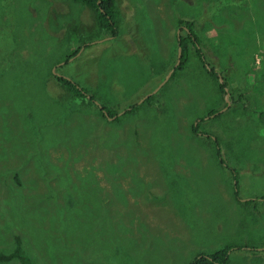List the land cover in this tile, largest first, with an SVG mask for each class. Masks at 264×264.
<instances>
[{
  "label": "rangeland",
  "instance_id": "obj_1",
  "mask_svg": "<svg viewBox=\"0 0 264 264\" xmlns=\"http://www.w3.org/2000/svg\"><path fill=\"white\" fill-rule=\"evenodd\" d=\"M215 1L180 0L192 5L184 7L178 0H117L120 36L78 53L74 77L90 80L92 89L98 88L99 78L107 80L111 88L120 85L126 96L137 88L121 101L134 102L153 86L149 65L166 64L176 50L174 12L206 15L213 28L218 25L211 5ZM260 7L264 8V0L240 13L241 30L235 35L232 27H226L209 42L214 44L209 51L221 59V66L233 62L226 70L216 66V71L242 81L238 94L247 97L242 114L237 102L202 127L213 138L219 137L223 166L215 156V142L191 138L189 121L222 104L211 80L194 67L182 84L171 87V83L157 95L162 105L156 103L154 108L162 111L142 112L140 122H125L123 136L114 140V144L129 141L136 125L142 147L165 142L176 152L163 158L150 152L138 156L142 166L114 179L112 185L99 172L100 186L93 184L94 173H62L65 164L55 162L58 154L53 149L50 162L60 170L40 166L24 138V122L30 120L35 127L42 122L37 127L41 150L46 141L63 139L61 130L72 117L61 114L60 124H49L60 111L50 98L62 94L50 69L76 49L78 36L93 34L94 15L70 0H0V253L11 252L17 236L35 264H189L197 254L223 247H232L227 264H264V68L251 67L255 56L264 61ZM74 21L80 35L68 42L66 24L74 26ZM205 57L208 60L206 53ZM75 123L86 131L106 133L95 119ZM82 140L92 143L89 135ZM95 157L83 159L73 169L80 172L89 163L97 165ZM75 179L80 189L72 187ZM162 182L164 186L157 188ZM18 189L21 203L12 197ZM144 195L146 203L139 199ZM68 200L73 204L68 205Z\"/></svg>",
  "mask_w": 264,
  "mask_h": 264
},
{
  "label": "trees",
  "instance_id": "obj_2",
  "mask_svg": "<svg viewBox=\"0 0 264 264\" xmlns=\"http://www.w3.org/2000/svg\"><path fill=\"white\" fill-rule=\"evenodd\" d=\"M74 3H78L83 8L87 9L91 14L94 15L95 25H93V34H85L86 36H78L79 32V23L75 22L74 26L66 25V33L65 38L69 42V40L73 37L78 36V45L75 50H71V53L66 56L65 61H56L51 67H55L61 62L65 64L59 66L56 70V73L62 71L63 74L60 76L54 75L50 70V76L54 79V84H56L61 90L62 94H57L55 97H51L52 104L55 107L59 108V113L57 114V119H52L50 121V126H55L57 123H61V120H58L61 114H64L65 117L70 118L68 126L64 127V130H61L63 135V139L56 142H47L45 148L41 150L42 147V139L39 138L38 129L42 125L40 121L37 127L30 121L25 120V125L27 128L25 131V142L26 146L31 147L34 150L36 160L42 166L43 164H48L49 169L58 172L60 168L52 165L50 161L51 151L53 149L54 153H57L58 156L55 157V162H64L65 167L63 168L62 173L69 174L70 170H73L74 173H94V185H100L99 180L97 179V174L101 172L107 181L113 184V180L120 178L116 175L128 176L127 172H135L139 169L143 163H140L137 159L138 156H145L147 152L152 154H158L160 158L165 156H172L176 150L171 146H166L165 142H160L158 147L156 146H145L142 147L143 143H140V133L135 125L131 128L130 132V140L122 141L120 143L114 144V140L123 136V130L121 129L125 122L130 121L133 123L140 122L142 117L140 114L142 112L146 113H156L157 110L162 111L161 107L154 108L157 104L162 105L161 96L157 97V95L161 92H164L168 86L171 84V87L182 84L186 79V75L191 71L192 68L197 67L202 73H204L210 80L211 84L216 88L218 95L221 97V106L213 107L204 116L196 117L194 122L190 125V131H192L191 138H197L200 140H205L207 142H214L212 140L211 133L202 130L204 124L212 122L218 119L221 114L217 115L219 111L226 107V103L223 102V97L225 95L224 88L229 90L230 100L233 102H238L242 104L240 108L241 114L243 113V109L246 107L247 97L246 95L239 93V85L243 82L239 79L233 77L232 74L223 76V83H219V77L217 76L216 66H219L222 70H226L227 64H231L232 61H226L225 65H220V60L218 56L213 55L208 50L209 48H213L214 44L209 43L206 34L208 31L213 28L209 25L207 21L206 15L204 17H193L190 12L181 11L177 12L175 15L177 16L174 19V24L177 29L181 28V33L177 36L176 40V50L166 64L158 65L156 63H152L149 65V70L151 75L154 76L152 79L153 83L152 88H150L148 93L143 92L140 94L136 100L132 103H123L125 99L129 98L131 95L137 92V88L132 89L133 94L126 96L125 90L119 87L111 88L110 83L107 80L101 81L99 78L97 81V87L93 89L89 85L91 82L88 79L83 80L82 82L76 79L75 71L73 67L76 61L69 62L68 58L77 54L81 48H89L92 43H97V41L103 40L107 37H113L112 40H117L120 36L117 28V21L119 19V9L117 6V0H70ZM180 2V0H178ZM184 7H191L192 5L183 3ZM250 1L248 0H223V3L214 6V10L217 13L226 12L230 16L240 17V13L244 9L250 8ZM216 22L217 30L220 28L232 27L231 34L235 35L241 28L233 27L230 20H219ZM185 28L187 31H184ZM247 32V28H243ZM179 38V39H178ZM110 40V41H112ZM264 40V39H263ZM208 42V44H207ZM180 46L181 48V59L178 66H175L177 62V48ZM217 48V47H216ZM205 53L208 56V60L205 57ZM210 56V57H209ZM197 59V61H192L193 59ZM204 59V60H202ZM254 63V61H252ZM240 68H243L244 65L240 63ZM261 66L264 67V63H261ZM173 72L168 79V81L158 90V92L152 96H150L147 100H145L141 105H138L137 102L151 94L156 88H158L161 83L164 81L165 77L171 71ZM230 70V69H229ZM101 72L106 75L102 69L101 64ZM60 74V73H59ZM222 75V74H221ZM144 83H148L147 79ZM143 84V83H141ZM138 85V86H141ZM244 84V83H243ZM144 85V84H143ZM106 91L105 95H101V91ZM237 94V95H236ZM238 96L237 98L235 97ZM157 97V98H156ZM250 98V97H249ZM2 97L0 98V101ZM244 102V105H243ZM251 103V99H250ZM220 106V107H219ZM2 109V108H0ZM123 114L119 115L120 113ZM94 119L96 123H99L105 130V134L94 133L93 131H86L80 127H78L75 123V120H79L80 122H86L87 120L93 122ZM7 122H2V125H6ZM37 130V132L35 131ZM40 140V144L37 143ZM90 136L92 139V143H88L87 141L82 140V138ZM39 146L38 150L36 147ZM215 156L217 157L221 166H223L224 161L221 158V151L219 149L220 139L215 136ZM120 146L124 147L123 151H116L115 147ZM19 151H22L24 146L17 145ZM65 151L66 155L69 157H63L65 155L62 153ZM95 155L99 159V163L97 165L90 164L88 166H84L81 171H76L73 168L75 164L81 163L83 159L87 157H91V161L95 160ZM107 155V156H106ZM112 157H117L115 162L112 161ZM50 159V160H49ZM146 166V165H145ZM46 167V166H45ZM166 168V167H162ZM163 174H168V171H159ZM234 178L236 177V172H234ZM17 182L19 180L16 178ZM76 180V179H75ZM237 180V177L234 179ZM101 186V185H100ZM164 184L162 182V186L157 184V188L163 187ZM72 187H78L80 189V185L77 180L74 182L72 180ZM236 189L237 186L235 185ZM235 196H237V191L234 192ZM20 196V194H19ZM21 198V196H20ZM139 199L142 203H146L147 198L144 196H139ZM77 202V201H76ZM68 205H72V200L67 201ZM14 248L9 253H0V264H8L13 261H17L19 264H35L32 258L24 251L22 246V240L20 237L14 236ZM232 247H223L219 248L211 253L205 254L203 252L194 256V258L190 261L189 264H227L229 255L231 254Z\"/></svg>",
  "mask_w": 264,
  "mask_h": 264
},
{
  "label": "clouds",
  "instance_id": "obj_3",
  "mask_svg": "<svg viewBox=\"0 0 264 264\" xmlns=\"http://www.w3.org/2000/svg\"><path fill=\"white\" fill-rule=\"evenodd\" d=\"M248 1H250V3H251V5H252V3H254V2H256V1H258V0H248ZM260 1H262V0H260ZM223 3V0H216L213 4H211V5H214V6H218V5H220V4H222ZM251 5H250V7H251ZM204 6L205 7H209L210 6V4H209V2H206L205 4H204ZM260 10L262 11V10H264V8L263 7H260ZM217 15H218V19L219 20H224V18H227L228 20H230V22L232 23V25L234 26V27H238V26H240L241 24H240V22H238V20H237V17H233V16H230L228 13H226V12H223V13H217ZM223 29L224 28H220L219 30H217V26H214L213 27V29L209 32V33H207L206 34V37H207V39H208V41L209 42H211L213 39H217V38H219L221 35H222V32H223ZM264 41V40H263ZM97 43H100V42H97ZM92 44H96V43H92ZM207 44H208V42H207ZM82 49V48H81ZM209 50V49H208ZM82 51V50H81ZM263 54V57H264V52H262ZM261 57H259V56H255V61H254V63L252 62V66L251 67H253L254 65L257 67V66H259L260 67V69H262V68H264V67H262L261 66V63L263 62L264 63V61H261ZM73 61H75V60H73ZM65 63L64 62H61V63H59L58 65H56L55 67H53V70L51 71L52 73H53V71L56 73V69L59 67V66H62V65H64ZM232 64H233V62H232ZM55 68V69H54ZM51 70V69H50ZM216 74H217V76L219 77V78H221L222 80H223V76H224V74H222L221 75V73H219V72H215ZM54 74V73H53ZM58 75H61V74H59L58 73ZM57 75V76H58ZM225 89V88H224ZM227 89V88H226ZM228 90V89H227ZM224 92H225V90H224ZM229 92V90L227 91V92H225V95L227 94ZM229 94V93H228ZM225 95H224V97H223V102L224 103H226V101H225ZM219 98H220V101H221V97L219 96ZM229 102H230V106H228L227 108H226V110L228 109V108H230V107H232V104L234 105L235 104V102L233 101H231L230 100V95H229ZM237 103V102H236ZM138 104V103H137ZM142 104V103H141ZM141 104H139V105H141ZM226 106H227V103H226ZM225 110V111H226ZM224 112V111H223ZM222 111H220L219 113H217V115L218 114H220V113H223ZM212 140L215 142V138H213L212 137ZM117 177H124L123 175H116ZM19 194H20V189H18V190H16L13 194H12V197H13V199L14 200H16V198L17 199H19V202H21V198H20V196H19Z\"/></svg>",
  "mask_w": 264,
  "mask_h": 264
},
{
  "label": "water",
  "instance_id": "obj_4",
  "mask_svg": "<svg viewBox=\"0 0 264 264\" xmlns=\"http://www.w3.org/2000/svg\"><path fill=\"white\" fill-rule=\"evenodd\" d=\"M80 52H81V51H80ZM80 52H79V53H80ZM180 57H181V51H180V49H178L177 64H176L175 66H178V64H179V62H180ZM172 72H173V71H172ZM172 72H170L169 74H167V76L165 77L164 81L161 83V85H160L158 88H156L151 94H149V95L143 97V98L138 102V105L141 104V103H143V102H144L145 100H147L150 96L156 94V93L158 92V90H159V89H160V88H161V87H162V86L168 81V79L170 78ZM219 83H220V84L223 83V80H222L221 78H219ZM224 90H225V92L228 91L226 88H225ZM228 98H229V94L227 93V94L225 95V101H226V103H227L226 108H227L228 106H230V102H229V99H228ZM226 108H224V109L222 110V112L225 111ZM123 113H124V112L120 113L119 115H121V114H123ZM60 172H61V171H60ZM16 200H17V198H16ZM19 203H21V202H19ZM15 205H18V202H17Z\"/></svg>",
  "mask_w": 264,
  "mask_h": 264
},
{
  "label": "flooded vegetation",
  "instance_id": "obj_5",
  "mask_svg": "<svg viewBox=\"0 0 264 264\" xmlns=\"http://www.w3.org/2000/svg\"><path fill=\"white\" fill-rule=\"evenodd\" d=\"M176 13H177V12H174V15H175ZM174 15L171 17V21H172L173 24H174ZM174 26H175V24H174ZM174 26H171V27L173 28ZM175 29H176V30H175V33L177 32V36H179L180 33H181V30H182V29H181V28H179V29L175 28ZM177 30H178V31H177ZM183 30H184V31H187L185 28H183ZM112 39H113V37H107V38H105V39H103V40H100V41H97V42H109V41L112 40ZM178 39H179V38H178ZM178 49H180V51H181L180 46H178V48H177V56H178ZM81 50H84V48L80 49V51H81ZM80 51H79V52H80ZM79 52H78V53H79ZM78 53H77V54H78ZM77 54H75V55L69 57V58H68V61H69V62H73V60H76V59H74V58H76V55H77ZM68 55H69V54H68ZM68 55H67V56H68ZM65 58H66V57H65ZM180 59H181V57H180ZM202 60H204V59H202ZM175 64H177V62H176ZM54 69H55V68H54ZM173 70H174V69H172L171 71H169V73L172 72ZM53 73H54V75H58V73H55L54 71H53ZM169 73H168V74H169ZM58 76H60V75H58Z\"/></svg>",
  "mask_w": 264,
  "mask_h": 264
},
{
  "label": "crops",
  "instance_id": "obj_6",
  "mask_svg": "<svg viewBox=\"0 0 264 264\" xmlns=\"http://www.w3.org/2000/svg\"><path fill=\"white\" fill-rule=\"evenodd\" d=\"M53 70V67H51V71Z\"/></svg>",
  "mask_w": 264,
  "mask_h": 264
}]
</instances>
